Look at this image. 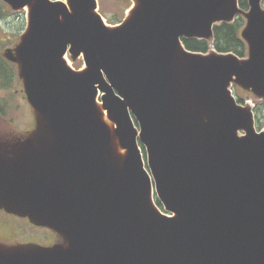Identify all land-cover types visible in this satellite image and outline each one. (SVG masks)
Segmentation results:
<instances>
[{"label":"water","instance_id":"1","mask_svg":"<svg viewBox=\"0 0 264 264\" xmlns=\"http://www.w3.org/2000/svg\"><path fill=\"white\" fill-rule=\"evenodd\" d=\"M5 1L30 9L12 60L37 128L0 171V198L65 244L0 264H264V131L231 90L264 99V0H132L114 29L97 0ZM242 12L247 58L185 48Z\"/></svg>","mask_w":264,"mask_h":264},{"label":"flooded vegetation","instance_id":"2","mask_svg":"<svg viewBox=\"0 0 264 264\" xmlns=\"http://www.w3.org/2000/svg\"><path fill=\"white\" fill-rule=\"evenodd\" d=\"M11 48H5L0 54V64L11 65V75L19 74V65L12 60ZM0 70V171H7L10 168L11 156L24 148L28 139L32 137L37 128V117L35 126L32 129L30 122L23 126V131L16 128L15 119L12 113V99L15 101L14 81L11 83ZM21 78V77H20ZM25 93L24 84L21 79ZM25 106H31L25 93L23 98ZM27 102V104H26ZM27 126V127H26ZM22 127V129H23ZM0 184V196L4 195ZM11 217L17 221L18 227L11 232ZM28 226V227H27ZM32 228L43 229V233L34 232ZM65 244V238L57 230L40 224L28 216H23L11 211V201H4L0 198V254H11L13 251L35 250L39 248H51Z\"/></svg>","mask_w":264,"mask_h":264},{"label":"rangeland","instance_id":"3","mask_svg":"<svg viewBox=\"0 0 264 264\" xmlns=\"http://www.w3.org/2000/svg\"><path fill=\"white\" fill-rule=\"evenodd\" d=\"M97 5L98 12L103 17L105 22L110 26H118L127 18L128 11L132 8L133 2L132 0H97ZM27 15V8L14 10L5 0H0V54H2L5 48L8 47L11 48V54L15 56L16 49L21 42V35L26 27ZM239 16H243L245 26L246 18L244 13L242 12L238 15V17ZM211 50L212 52L215 51L214 48H211ZM65 59L68 65L73 70L82 71L85 68L83 56L79 58H73V56L68 53ZM241 61H243V59H241ZM3 68L4 72L2 74L4 75V77L8 79L10 83L11 80L14 81L13 88L15 90V101L12 99L11 104L13 109L15 110L12 113V116L15 119L16 128L20 131H23L25 128L23 126L27 125L30 122L31 128L33 129L35 126L34 119L35 116L37 117V113L32 107L27 105L25 106V102L23 100V98L25 97V93L22 87L20 75H11V65L0 64V70H3ZM232 88L235 96L244 100L245 106H249L253 111H255L257 106H259L260 117L264 119V104H262L264 102V99L256 96L252 90L245 89L238 84H234ZM101 97L102 93L100 92L97 100L102 103ZM262 130L264 131V126L262 127ZM239 134L243 135L244 132L241 131ZM141 149L143 150V155L145 158L146 153L142 145ZM160 210L163 213L169 215L167 212H165V210ZM11 220V232H14L15 228L18 227V224L17 221L13 219V217H11ZM18 229L20 228L18 227ZM31 230L34 232H39L40 234L43 233V229L40 228H32Z\"/></svg>","mask_w":264,"mask_h":264},{"label":"trees","instance_id":"4","mask_svg":"<svg viewBox=\"0 0 264 264\" xmlns=\"http://www.w3.org/2000/svg\"><path fill=\"white\" fill-rule=\"evenodd\" d=\"M239 5L242 10L245 12L248 11V0H239ZM244 24L243 16H237L233 22H224L215 25L213 37L211 39L183 38L182 41L185 48L189 51L208 54L211 52V48H214L218 53H234L240 58H246L248 54V44L242 37ZM237 100L240 104H245L242 98H237ZM262 104H264V102ZM255 111L257 130L261 131L264 126V119L260 117L259 106H257ZM157 204L162 209V205L159 201H157Z\"/></svg>","mask_w":264,"mask_h":264},{"label":"bare ground","instance_id":"5","mask_svg":"<svg viewBox=\"0 0 264 264\" xmlns=\"http://www.w3.org/2000/svg\"><path fill=\"white\" fill-rule=\"evenodd\" d=\"M62 1V0H60ZM67 7L70 9L69 7V2L68 0L63 1ZM138 5V3L136 1L133 2V8L136 7ZM28 10H30L28 7H26ZM132 8L128 11V14L131 12ZM131 14V13H130ZM105 21V20H103ZM105 24H107L105 22ZM107 26H109L110 28L114 29L117 28V26H110L107 24ZM97 109L99 111L100 114V118L101 120L108 126V128L110 129L111 132V141H112V147H113V151L115 153V155L117 157H119L121 160L126 156L127 154V150L124 149L119 142L118 137L115 135V128H116V124L115 122H113L109 116H108V112L103 108V104L101 102H99L97 100ZM141 149V148H140ZM141 153L143 154V151L141 149Z\"/></svg>","mask_w":264,"mask_h":264}]
</instances>
